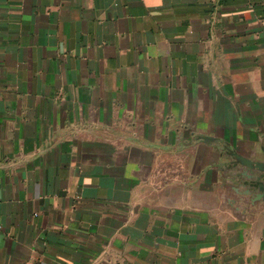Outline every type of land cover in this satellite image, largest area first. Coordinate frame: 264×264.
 I'll use <instances>...</instances> for the list:
<instances>
[{
	"label": "crops",
	"instance_id": "obj_1",
	"mask_svg": "<svg viewBox=\"0 0 264 264\" xmlns=\"http://www.w3.org/2000/svg\"><path fill=\"white\" fill-rule=\"evenodd\" d=\"M264 0H0V264H264Z\"/></svg>",
	"mask_w": 264,
	"mask_h": 264
},
{
	"label": "water",
	"instance_id": "obj_2",
	"mask_svg": "<svg viewBox=\"0 0 264 264\" xmlns=\"http://www.w3.org/2000/svg\"><path fill=\"white\" fill-rule=\"evenodd\" d=\"M246 165V167L248 168H254L257 169L259 172L263 173L261 176L258 177V181L262 182L258 185V187L260 188L261 192L264 191V164L261 163H253V162H245L244 163Z\"/></svg>",
	"mask_w": 264,
	"mask_h": 264
}]
</instances>
